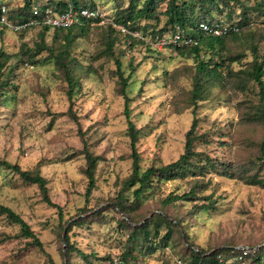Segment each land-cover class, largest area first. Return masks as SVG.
<instances>
[{"label": "trees", "instance_id": "16d2710c", "mask_svg": "<svg viewBox=\"0 0 264 264\" xmlns=\"http://www.w3.org/2000/svg\"><path fill=\"white\" fill-rule=\"evenodd\" d=\"M33 5L39 10L47 7L57 12L68 8H96L92 0H22L20 5L7 12V19L13 24L27 22L32 18L30 8ZM263 11L264 0H127L126 6L115 3L112 17L103 25H97L94 20H80L67 28L49 29L38 24L13 31L21 34L28 29H38V40L31 45L21 42L13 54H6L0 48V105L12 100L9 95L10 90L15 89L12 80L21 65L48 63L53 68L54 78L63 84L68 102L65 114L76 123L71 113L72 98L80 90L81 76L90 72L89 67H83L76 59L77 40L90 33L94 35L102 55L114 66L111 75L115 78V91L123 100L130 173L120 181L118 193L100 210L87 211L83 207L77 215L66 217L49 199L47 182L40 173V161L23 170L17 164L0 160V167L13 172L22 183L34 185L41 202L56 211L57 225L52 232L58 242L60 264H140L143 256H151L158 247L167 246L178 251L181 264H264L263 242L245 248L231 244L199 247L192 242L184 220L216 209L212 193L205 194L210 176L264 188V49H259L260 46L253 42L254 26L260 25ZM201 22L232 24L238 32L221 37L204 36L198 31ZM115 25L123 26L129 32L138 31L141 35L160 34L176 27L198 42L191 47L169 45L164 48L191 61L182 71L189 79L188 88L170 100L172 113L189 110L191 121L183 135L181 154L167 164L151 163L140 169L136 144L143 134L129 119L131 99L126 92L135 67L129 57L126 65L128 74L123 77L118 57L135 46L157 55L161 51L151 50L142 40L128 33L121 34ZM4 29L0 26V31ZM47 32H50L48 43L44 40ZM177 75L178 72L173 71L169 76ZM142 85L144 82L140 83L137 93ZM220 101L229 103L234 109L236 119L233 123L229 121L219 127L214 120L209 123L205 118L200 119L202 103ZM80 143L79 155L84 159L81 173L87 180L86 202L95 188L93 175L98 158L89 150L82 135ZM210 145H215L220 154H213L208 148ZM222 151L228 155L230 152L231 158L228 160ZM170 181L184 182L186 192L159 196L154 207H148L144 202L146 193L153 196L163 183ZM182 202L190 205L186 213L182 211ZM106 210L117 214L116 227L124 232V242L117 258L97 257L92 250L84 253L70 240V232L74 228L89 226L95 220L103 221L100 215ZM80 214L88 217L84 219ZM0 216L9 225L17 227L16 235L1 234L0 243L17 238L23 241V250L35 249L44 253L35 231L19 215L0 205ZM138 239L141 240L140 252L144 254L141 257L134 252ZM48 263L54 264L50 257Z\"/></svg>", "mask_w": 264, "mask_h": 264}, {"label": "rangeland", "instance_id": "374dc122", "mask_svg": "<svg viewBox=\"0 0 264 264\" xmlns=\"http://www.w3.org/2000/svg\"><path fill=\"white\" fill-rule=\"evenodd\" d=\"M92 1L108 19L115 11V3L118 2L119 6L127 3V0ZM21 3L22 0H0L8 11ZM254 27L253 42L262 50L264 28L259 24ZM0 32V48L6 54L17 52L21 42L31 45L38 40V29H28L21 34L9 29ZM49 37L50 32H47L45 42L48 43ZM100 50L91 33L77 40L76 59L83 67H89L90 72L81 76L80 90L72 98L71 113L76 123L65 114L68 102L63 84L54 78L53 68L48 63L21 65L12 80L15 88L9 93L12 100L0 105V160L17 164L23 170L40 161V173L47 182L49 199L66 217L77 215L83 207L87 211L106 207L118 193L120 181L130 173L123 100L115 91V78L111 75L114 66ZM118 57L123 77L128 74L129 57L135 67L126 92L131 99L129 119L143 134L136 144L140 169L151 163L164 165L175 160L181 154L183 135L189 127L191 115L189 110L172 113L170 100L188 88L189 79L182 71L191 61L182 59L170 49L157 55L139 46ZM173 71L178 75L172 78L169 75ZM141 82L144 85L137 93ZM199 117L209 123L214 120L219 127L236 119L231 105L221 101L202 103ZM201 127H205L203 123ZM80 135L98 158L93 175L95 188L86 202L87 180L81 173L84 159L79 155ZM208 148L213 154H220L215 145ZM221 154L228 160L231 158L230 152L229 155L226 151ZM209 181L205 194L212 193L216 209L184 219L194 245L205 248L231 244L245 248L264 243V188L216 176H210ZM186 190L184 182H166L157 194L146 193L144 202L152 208L159 196L170 192L181 194ZM0 205L19 215L35 231L44 250V253L35 249L23 250V241L12 238L0 243V264H49V257L54 264L61 263L58 242L52 232L57 225L56 211L41 202L34 185L22 183L13 172L2 167ZM189 208V203L182 202V211L186 213ZM80 215L84 219L88 217ZM117 217L111 210H106L100 215L103 221L95 220L88 227L74 228L70 240L84 253L92 250L97 257L117 258L124 242V232L116 227ZM16 232L17 227L9 225L0 216V235L13 236ZM140 248L141 240L138 239L134 252L141 257L144 254ZM179 259L177 250L170 246L158 247L153 255L143 256L140 264H181Z\"/></svg>", "mask_w": 264, "mask_h": 264}, {"label": "built area", "instance_id": "2783aa9c", "mask_svg": "<svg viewBox=\"0 0 264 264\" xmlns=\"http://www.w3.org/2000/svg\"><path fill=\"white\" fill-rule=\"evenodd\" d=\"M7 12L8 9L3 4H0V26H4L11 31L21 30L38 24L45 25L49 29H54L70 27L71 25L79 23L80 20H94L97 25H103L109 21L108 18H106V16H104V14H102L97 8H68L63 12H57L47 7L39 10L37 6L33 5L30 8L32 18L22 24H13L10 22L7 19ZM259 21L260 25L264 28V11L260 16ZM115 28L121 34L128 33L134 38H139L153 51H162L169 45L176 47H191L196 46L198 43L195 38L184 35L181 30L176 27L173 30L155 35H141L138 31L129 32L123 26L119 25H115ZM198 31L204 36L221 37L238 32V28L232 24L219 25L216 23L208 24L201 22L198 24Z\"/></svg>", "mask_w": 264, "mask_h": 264}]
</instances>
